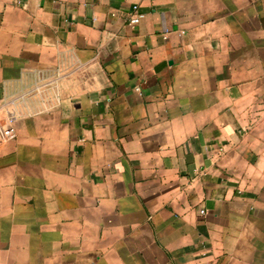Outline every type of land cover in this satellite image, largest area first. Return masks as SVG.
Wrapping results in <instances>:
<instances>
[{
  "label": "crops",
  "instance_id": "obj_1",
  "mask_svg": "<svg viewBox=\"0 0 264 264\" xmlns=\"http://www.w3.org/2000/svg\"><path fill=\"white\" fill-rule=\"evenodd\" d=\"M0 264H264V0H0Z\"/></svg>",
  "mask_w": 264,
  "mask_h": 264
},
{
  "label": "built area",
  "instance_id": "obj_2",
  "mask_svg": "<svg viewBox=\"0 0 264 264\" xmlns=\"http://www.w3.org/2000/svg\"><path fill=\"white\" fill-rule=\"evenodd\" d=\"M140 19H141V13H140V10H139V6L138 5H134L133 6V11L130 15V18H129V22L131 24H137L140 22ZM10 123L11 124H8V126H6V128L3 130V135L5 138H13L15 137V134H16V130L14 128V125L12 124L13 123V119H10Z\"/></svg>",
  "mask_w": 264,
  "mask_h": 264
}]
</instances>
